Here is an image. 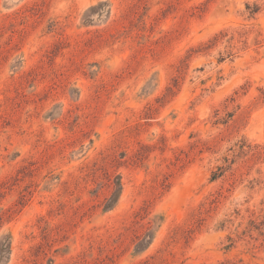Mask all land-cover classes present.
I'll return each mask as SVG.
<instances>
[{"label": "rangeland", "instance_id": "rangeland-1", "mask_svg": "<svg viewBox=\"0 0 264 264\" xmlns=\"http://www.w3.org/2000/svg\"><path fill=\"white\" fill-rule=\"evenodd\" d=\"M0 264H264V0H0Z\"/></svg>", "mask_w": 264, "mask_h": 264}, {"label": "trees", "instance_id": "trees-1", "mask_svg": "<svg viewBox=\"0 0 264 264\" xmlns=\"http://www.w3.org/2000/svg\"><path fill=\"white\" fill-rule=\"evenodd\" d=\"M247 11H248V13H249V15H250V17L251 18H255L259 13H260V11H261V9H260V5H258V4H255V5H253V6H251V5H247ZM223 34V32H221V35ZM213 40L215 41V44H217L218 43V41H219V38H218V36H215L214 38H213ZM205 44H203V45H200V47H202V46H204ZM210 48V47H209ZM194 54H198V53H195V48H191V49H189L188 51H187V53H186V56L184 57V59H183V63H185L186 61H190V59H192L193 58V56H194ZM144 239H140L139 240V244H142V243H144Z\"/></svg>", "mask_w": 264, "mask_h": 264}]
</instances>
